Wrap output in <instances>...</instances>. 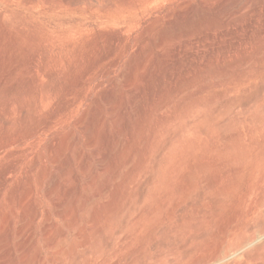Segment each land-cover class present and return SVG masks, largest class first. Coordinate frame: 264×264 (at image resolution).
<instances>
[{"label":"rangeland","instance_id":"374dc122","mask_svg":"<svg viewBox=\"0 0 264 264\" xmlns=\"http://www.w3.org/2000/svg\"><path fill=\"white\" fill-rule=\"evenodd\" d=\"M260 227L264 0H0V264H264Z\"/></svg>","mask_w":264,"mask_h":264},{"label":"bare ground","instance_id":"6f19581e","mask_svg":"<svg viewBox=\"0 0 264 264\" xmlns=\"http://www.w3.org/2000/svg\"><path fill=\"white\" fill-rule=\"evenodd\" d=\"M207 1V0H206ZM204 2V1H203ZM207 5V4H206ZM189 7V6H188ZM189 10V9H188ZM188 13V12H187ZM181 16V15H180ZM186 17V16H185ZM180 19V18H179ZM172 71V70H171ZM170 73V72H169ZM261 230H264V228L260 227L258 229V232H260ZM251 240V236H245V237H242L240 238L236 243H234L232 246H231V250L232 251H237L239 250L240 248L244 247L246 244H248ZM230 250V247L228 249H225L223 250L222 252H219L217 255H215V258L214 260H218L220 258L223 257L224 254H227L228 251ZM194 264H202L201 262H195Z\"/></svg>","mask_w":264,"mask_h":264}]
</instances>
